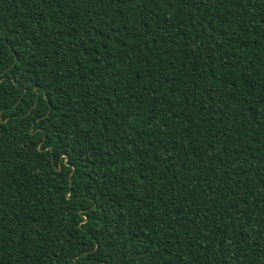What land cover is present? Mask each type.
<instances>
[{"label":"trees","instance_id":"1","mask_svg":"<svg viewBox=\"0 0 264 264\" xmlns=\"http://www.w3.org/2000/svg\"><path fill=\"white\" fill-rule=\"evenodd\" d=\"M0 264H264V0H0Z\"/></svg>","mask_w":264,"mask_h":264}]
</instances>
